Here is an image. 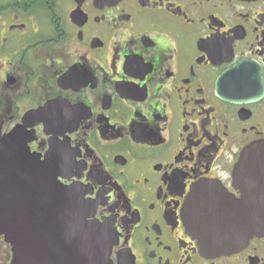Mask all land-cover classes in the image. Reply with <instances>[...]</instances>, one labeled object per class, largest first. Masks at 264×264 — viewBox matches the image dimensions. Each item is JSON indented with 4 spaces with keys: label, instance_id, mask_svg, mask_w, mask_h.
<instances>
[{
    "label": "flooded vegetation",
    "instance_id": "obj_1",
    "mask_svg": "<svg viewBox=\"0 0 264 264\" xmlns=\"http://www.w3.org/2000/svg\"><path fill=\"white\" fill-rule=\"evenodd\" d=\"M256 141L264 0H0V168L28 166L26 153L76 185L108 245L100 264H264V236L215 253L184 216L198 184L230 214L260 197L264 166L240 160ZM68 214L22 217L62 216L37 229H63L72 264ZM14 257L1 234L0 264Z\"/></svg>",
    "mask_w": 264,
    "mask_h": 264
},
{
    "label": "water",
    "instance_id": "obj_2",
    "mask_svg": "<svg viewBox=\"0 0 264 264\" xmlns=\"http://www.w3.org/2000/svg\"><path fill=\"white\" fill-rule=\"evenodd\" d=\"M22 156L28 166L8 172L0 168V235L4 234L13 245V264H65L56 243L63 229H55L51 238H47L46 231L37 229L44 221L62 216L22 217V213L54 210H68V215L73 216L76 255L72 264L105 262L108 245L100 241L97 227L86 220L90 203L83 199L80 189L62 184L56 169L49 168L46 160L35 161L26 153ZM240 160L242 166L249 165V160L264 166V141L249 146ZM4 174L9 178H4ZM212 190L210 183L194 186L184 211L187 227L205 247L215 253L228 252L238 249L253 236H264V192L260 197L249 195V208L244 213L230 214L228 210L234 208V202L224 199L225 206L218 209L211 198Z\"/></svg>",
    "mask_w": 264,
    "mask_h": 264
}]
</instances>
